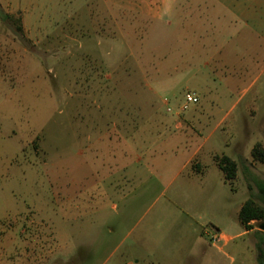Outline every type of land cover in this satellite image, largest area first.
Listing matches in <instances>:
<instances>
[{"label": "rangeland", "instance_id": "obj_1", "mask_svg": "<svg viewBox=\"0 0 264 264\" xmlns=\"http://www.w3.org/2000/svg\"><path fill=\"white\" fill-rule=\"evenodd\" d=\"M29 14V0H0V264H130L149 254L165 262L181 236L180 209L211 222L208 240L243 231L220 203L231 211L246 198L264 211V163L250 151L264 150V75L257 113L239 105L220 130L201 129L189 120L200 98L176 112L185 91H164L160 52L140 29L114 35L116 50L83 51L75 28L37 32ZM199 144L202 164L210 151L235 160L228 196L215 168L203 186L181 169ZM263 221L225 255L214 252V264H264Z\"/></svg>", "mask_w": 264, "mask_h": 264}, {"label": "crops", "instance_id": "obj_2", "mask_svg": "<svg viewBox=\"0 0 264 264\" xmlns=\"http://www.w3.org/2000/svg\"><path fill=\"white\" fill-rule=\"evenodd\" d=\"M29 12L37 32L48 27L56 33L60 27L61 33L68 34L75 28L81 35L78 47L83 51L91 50L90 45L116 50L114 35L122 29H140L160 52L158 78L165 83L164 91L178 94L181 89L189 90L200 98L198 112L194 111L189 120L201 129L220 130L227 114L239 105L247 114L261 108L263 86L257 83L264 75V0H29ZM105 34L110 37L103 38ZM64 38L70 46L71 39L66 35ZM84 58L88 59L89 53ZM204 113L211 116H201ZM215 115L223 116L216 121ZM202 145H197L181 169L190 167L189 176L203 186L209 180L208 168H215L219 188L228 196V186L236 183L237 176L232 183L225 180L216 161L223 155L215 151L208 153L210 163L202 164ZM154 158L149 156V161ZM196 159L199 165L192 166ZM246 200L243 198L231 211L218 201L225 219L232 217L243 230L236 236L217 231L227 239L221 246L215 247L208 240L206 227L211 222H202L196 214L180 209L184 217L177 222L181 236L170 248L166 257L169 261L162 262L149 254L138 259L133 256L137 260L130 264H214V252L225 255L224 250L236 238L248 234L238 221Z\"/></svg>", "mask_w": 264, "mask_h": 264}, {"label": "trees", "instance_id": "obj_3", "mask_svg": "<svg viewBox=\"0 0 264 264\" xmlns=\"http://www.w3.org/2000/svg\"><path fill=\"white\" fill-rule=\"evenodd\" d=\"M253 160L264 163V150L260 145H255L251 150ZM217 166L223 173L224 178L229 183H232L236 178V164L230 158L221 156L216 158ZM260 192L264 193V186H260ZM264 220V211L254 201L247 199L242 205L238 213V221L246 231L250 230L252 222H260ZM261 257V255H260ZM259 264H263L259 258Z\"/></svg>", "mask_w": 264, "mask_h": 264}, {"label": "built area", "instance_id": "obj_4", "mask_svg": "<svg viewBox=\"0 0 264 264\" xmlns=\"http://www.w3.org/2000/svg\"><path fill=\"white\" fill-rule=\"evenodd\" d=\"M199 102V98L198 96L194 93V92H185L183 95V103L181 106L178 107V110H176V112H178L179 114L181 113H185V111L191 107L194 106L196 104H198ZM163 104L166 108V112L168 114L171 115H175L176 113L174 112V110L172 109V107L170 106V103L167 101V99L163 100ZM223 240V238L218 235L216 232H213V234L210 236V243L214 246L217 242Z\"/></svg>", "mask_w": 264, "mask_h": 264}, {"label": "water", "instance_id": "obj_5", "mask_svg": "<svg viewBox=\"0 0 264 264\" xmlns=\"http://www.w3.org/2000/svg\"><path fill=\"white\" fill-rule=\"evenodd\" d=\"M258 229L264 232V221L258 226Z\"/></svg>", "mask_w": 264, "mask_h": 264}]
</instances>
